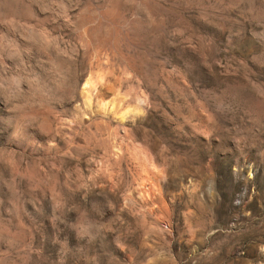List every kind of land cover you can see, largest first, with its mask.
I'll list each match as a JSON object with an SVG mask.
<instances>
[{
    "label": "rangeland",
    "instance_id": "rangeland-1",
    "mask_svg": "<svg viewBox=\"0 0 264 264\" xmlns=\"http://www.w3.org/2000/svg\"><path fill=\"white\" fill-rule=\"evenodd\" d=\"M248 251L264 264V0H0V264Z\"/></svg>",
    "mask_w": 264,
    "mask_h": 264
},
{
    "label": "bare ground",
    "instance_id": "bare-ground-1",
    "mask_svg": "<svg viewBox=\"0 0 264 264\" xmlns=\"http://www.w3.org/2000/svg\"><path fill=\"white\" fill-rule=\"evenodd\" d=\"M41 37V36H40ZM41 39H44V37L43 38H41ZM42 41H45V39L44 40H42ZM49 42V41H48ZM50 44V43H49ZM86 84H84V86H85ZM83 86V87H84ZM221 254V253H220ZM215 256V255H214ZM249 257H251V252L250 251H248V252H246L245 254H243V256H240V257H238L237 258V260H236V263L237 264H246L247 262V259L249 258ZM260 257L263 259L264 258V254H261L260 255ZM212 258H213V256H212ZM221 260H223V259H221ZM224 261V260H223ZM210 262V261H209ZM218 261H216V262H213V264H216Z\"/></svg>",
    "mask_w": 264,
    "mask_h": 264
}]
</instances>
